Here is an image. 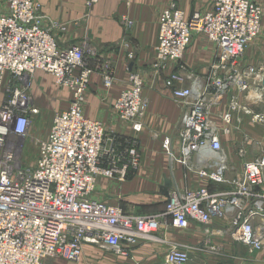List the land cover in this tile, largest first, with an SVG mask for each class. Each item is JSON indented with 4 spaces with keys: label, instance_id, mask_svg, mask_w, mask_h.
I'll use <instances>...</instances> for the list:
<instances>
[{
    "label": "built area",
    "instance_id": "built-area-1",
    "mask_svg": "<svg viewBox=\"0 0 264 264\" xmlns=\"http://www.w3.org/2000/svg\"><path fill=\"white\" fill-rule=\"evenodd\" d=\"M100 0H87L88 8ZM35 0H7L0 14V264H43L47 259L77 263L83 246L91 244L115 256H129L143 239L161 240V230L204 227L205 239L196 249L219 255L223 246L214 237L226 236L250 253L264 250V143L244 131L249 123L264 131V80L255 67L243 66L252 41L264 37V6L252 0H216L210 12L186 18L171 4L159 17L156 74L171 64L181 71L165 80L172 97L183 108L178 128L179 156L167 144L172 165L206 181L201 187L169 189L162 213L134 216L120 206L95 200L100 178L125 182L141 166L138 139L108 135L101 122L84 115L93 75L106 89L115 81L111 60L88 41L66 48L56 33L60 22L49 21ZM127 31L133 22L122 17ZM195 34H204L218 48L216 60L204 76L183 64ZM133 58V55H129ZM53 76L70 92L69 108L56 113L47 138L39 143L33 166L23 154L34 118L41 114L29 92L37 72ZM22 83V85H20ZM144 81L131 73L129 86L114 108L122 121L139 129L147 108ZM229 98L221 112L215 110ZM240 134V167L230 164L224 138ZM222 226L214 229L217 223ZM164 241V240H162ZM190 249L174 244L166 264H189Z\"/></svg>",
    "mask_w": 264,
    "mask_h": 264
},
{
    "label": "crops",
    "instance_id": "crops-1",
    "mask_svg": "<svg viewBox=\"0 0 264 264\" xmlns=\"http://www.w3.org/2000/svg\"><path fill=\"white\" fill-rule=\"evenodd\" d=\"M42 6L43 12L65 26L64 32H57L56 38L62 48L88 41L99 53L111 60L115 69V81L111 89H106L101 76L91 78L84 115L104 126L108 135L138 139L142 155L140 169L128 177L125 182L115 179L100 178L93 198L109 205L120 206L126 213L134 216H148L162 213L168 197L162 189H170L175 184L182 187H201L206 181L195 174L188 173L179 162L173 165L169 159L167 144L175 155L180 153L178 128L183 117V108L172 97L166 87V77L173 71H181L178 65L171 64L168 69L156 74L153 64L156 61V46L159 38V17L172 3L185 13L208 12L214 9V0H100L88 8L87 0H35ZM214 2V3H213ZM213 4V5H212ZM7 11V0H0V14ZM122 17H127L133 26L125 35ZM87 18L88 22H81ZM217 46L204 34H195L186 51L183 64L188 72L204 76L216 60ZM132 54L133 58L129 55ZM243 66L255 67L264 80V37L254 40L248 47ZM131 73H139L144 81V97L148 108L141 119L139 129H134L128 122L122 121L114 108V103L123 90L129 86ZM45 75L38 72L30 78L29 92L37 107L56 111L69 108L70 92L47 82ZM22 85V83H20ZM57 86V87H56ZM4 92H0V102ZM229 98H224L216 109H225ZM257 112H264V104L257 106ZM62 110V111H63ZM61 111V110H60ZM60 111L54 113V115ZM53 115V117H54ZM244 131L252 138L264 143V131L249 123L246 118ZM48 134L45 136L47 138ZM44 138V139H45ZM240 136L232 134L226 140L231 141L228 155L231 162H236L235 148ZM228 146V145H227ZM222 226L217 222L213 228ZM161 240L143 239L131 250L129 256H115L91 244L83 246L82 259L79 263L63 259H47L43 264H166L165 256L174 244L190 249L189 264H264V250L250 253L240 244L233 243L227 236L214 237L216 244L223 246L219 255L198 252L204 239V227L191 223L187 230H161L155 234ZM164 240V241H162ZM47 261V262H46Z\"/></svg>",
    "mask_w": 264,
    "mask_h": 264
},
{
    "label": "rangeland",
    "instance_id": "rangeland-1",
    "mask_svg": "<svg viewBox=\"0 0 264 264\" xmlns=\"http://www.w3.org/2000/svg\"><path fill=\"white\" fill-rule=\"evenodd\" d=\"M215 1V0H214ZM253 2H255L256 4H259V5H262L264 6V0H252ZM214 3V2H213ZM174 4V3H172ZM176 4V3H175ZM177 5V4H176ZM213 5V4H212ZM41 6V5H40ZM42 7V6H41ZM193 10H194V6L192 7ZM190 11L188 12V14L191 15V17L195 14V13H201V12H195L193 15L192 13L194 11ZM41 12L43 13V15H45L49 21H53V22H60V21H57V20H54L52 19L51 17H48L44 12L43 10H41ZM210 12V11H208ZM205 13V12H204ZM162 14V13H161ZM190 17V18H191ZM189 19V18H188ZM88 19L87 18H84V19H81V22H88L87 21ZM264 22V21H263ZM61 23V22H60ZM62 24V23H61ZM263 28H264V23H263ZM258 39V38H257ZM253 42V41H252ZM251 42V43H252ZM247 53V51H246ZM246 55V54H245ZM244 55L243 57V60L246 59V56ZM38 73V72H37ZM41 73H45V72H41ZM36 75V74H35ZM46 78H47V82L50 84H52L54 86V83L51 79V77H49L48 75H45ZM33 77V76H32ZM102 80V78H101ZM55 81V80H54ZM57 87V86H56ZM65 89V88H63ZM67 90V89H66ZM70 103V101L68 102ZM68 106L66 105L64 108H61L60 110L62 111L63 109H66ZM60 110H56V111H52V110H47V109H43L41 111V114L36 116L34 118V121H33V124L29 130V133H28V137L26 139V143H25V147H24V154H23V158H24V162L26 165L28 166H33L36 162V159H37V156H38V149H39V143L44 140L45 136L49 133L50 129H51V125H52V121H53V115L55 112L57 111H60ZM64 111V110H63ZM216 111V110H215ZM237 135V134H236ZM240 135V134H238ZM231 136H227L224 138V148L226 150V152H228V149L229 147H231V141L229 144H227L226 140H228ZM228 145V146H227ZM235 152H236V156H237V160L236 162H231L230 160V164L232 166H235V167H240L241 166V162L238 158V155H237V150L235 148ZM96 193V190L94 191L93 193V196L94 194ZM82 259V258H81ZM47 262V261H46ZM80 262V261H79ZM77 262V263H79Z\"/></svg>",
    "mask_w": 264,
    "mask_h": 264
},
{
    "label": "water",
    "instance_id": "water-1",
    "mask_svg": "<svg viewBox=\"0 0 264 264\" xmlns=\"http://www.w3.org/2000/svg\"><path fill=\"white\" fill-rule=\"evenodd\" d=\"M162 193L165 194V196H169V189L165 188V189H162Z\"/></svg>",
    "mask_w": 264,
    "mask_h": 264
}]
</instances>
